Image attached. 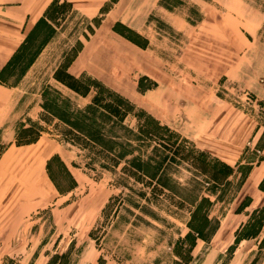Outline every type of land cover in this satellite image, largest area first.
<instances>
[{
	"label": "rangeland",
	"instance_id": "1",
	"mask_svg": "<svg viewBox=\"0 0 264 264\" xmlns=\"http://www.w3.org/2000/svg\"><path fill=\"white\" fill-rule=\"evenodd\" d=\"M131 1L77 77L74 38L108 5L0 69L16 85L0 117V264H264V178L240 187L264 141V0ZM242 145L237 161L202 150Z\"/></svg>",
	"mask_w": 264,
	"mask_h": 264
},
{
	"label": "crops",
	"instance_id": "2",
	"mask_svg": "<svg viewBox=\"0 0 264 264\" xmlns=\"http://www.w3.org/2000/svg\"><path fill=\"white\" fill-rule=\"evenodd\" d=\"M61 2L68 4L69 15L62 18L52 17L50 15V9L54 4ZM134 2L135 0H132L130 3H127V5H134ZM124 3L125 0H0V69L7 64L8 60H10L19 49H26V46H29L32 38L36 35L39 36L42 29L45 30L46 33L42 35L43 42L40 49H54L56 47L53 46L52 43L56 42V39L60 38V36H64V27L67 23L66 19L72 15H78L81 18L83 17L89 20L100 14L102 8L108 5L109 7L100 14V19L97 21L96 25L91 28V31L89 30L90 32L87 34L86 38H83L82 31L74 38L75 42L78 38L79 43L78 47L74 48L76 50L70 58L66 70L72 76L77 77L84 68L83 64H85L84 56L87 52L86 49H91L92 47L99 49L96 45L99 38L111 41L114 39V36L117 35H115V32L112 30V26L116 21L122 22L123 16L128 12L126 10L120 13L118 12V8ZM71 46L72 44L65 47V49H71ZM57 49H64V47L61 48L57 46ZM51 79L55 81L58 86L68 89L54 78L53 74L51 75ZM15 87L16 85L0 83V117L3 115V110L6 107H8L6 109L8 111L4 114L6 116L11 115V104L13 102ZM72 93L75 94L76 92ZM77 95L78 94H75V96ZM26 114L28 115V113ZM204 114L208 117V114ZM194 133V143L197 145L199 137L196 135V132ZM29 148H31V144L14 147V149L20 153L19 155L25 153ZM243 149L244 145H242L240 151L234 155L231 154V150L226 151L225 155H221L212 149H205V147H202V150L214 156L220 158L233 157L236 161L240 159ZM258 152L260 154V159L248 169L240 186L242 188L250 180L254 182L255 187H258V184L264 178V141ZM48 156L49 154L46 157ZM4 158L3 156L0 157V162L6 160V158ZM250 202H252V197L250 198ZM262 205H264V202ZM258 244L259 241L255 243V246L258 247Z\"/></svg>",
	"mask_w": 264,
	"mask_h": 264
},
{
	"label": "trees",
	"instance_id": "3",
	"mask_svg": "<svg viewBox=\"0 0 264 264\" xmlns=\"http://www.w3.org/2000/svg\"><path fill=\"white\" fill-rule=\"evenodd\" d=\"M56 78V77H55ZM57 79V78H56ZM64 83V82H63ZM65 84V83H64ZM66 86H68V87H70L72 90H74V91H76L77 92V90L75 89V87L74 86H72V85H70V84H65ZM108 114L111 116V117H109V118H113L112 119V124H116V122H118V123H120V121L121 120H119V119H117L116 120V117H115V114H110L109 112H108ZM141 115H145V117L147 118H149V119H151L152 121H153V123L156 125V128H158L159 127V125H158V121H156L157 119H154L153 117H150V116H148L147 114H144V113H140ZM164 130H166L167 132H169L168 131V129L166 128V127H162ZM148 131H146V133H147ZM157 132V131H156ZM138 134H140V133H138ZM149 134V133H148ZM152 134H154V133H152ZM170 134V133H169ZM110 136V138L114 141V143H115V139H117L118 138V136H116L115 134H112V135H109ZM154 137V136H153ZM161 140V139H160ZM162 141V140H161ZM115 164H117V163H115ZM225 167L227 168V171H226V175H228L229 173H230V170H231V167L229 166V165H227V164H225ZM205 200V198H201L200 199V202L201 201H204ZM199 202V203H200ZM197 208H195L194 210H192L191 211V213H190V218H189V220H188V222H187V226L190 228V230L192 231V232H194V237L196 238L197 236H199V232L196 230V228H195V226H194V224H193V221L195 220V210H196ZM203 220H207V218L204 216V219ZM194 238V239H195ZM194 239H193V241H194ZM66 256V252H63V253H61V254H55V255H53V257H50L49 259H48V261H47V264H50L51 263V261H53V259H62L63 257H65Z\"/></svg>",
	"mask_w": 264,
	"mask_h": 264
}]
</instances>
